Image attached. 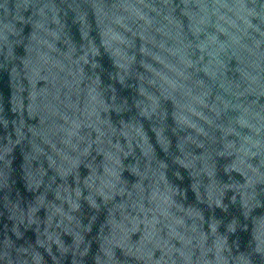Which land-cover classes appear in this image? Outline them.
<instances>
[{"label": "water", "instance_id": "1", "mask_svg": "<svg viewBox=\"0 0 264 264\" xmlns=\"http://www.w3.org/2000/svg\"><path fill=\"white\" fill-rule=\"evenodd\" d=\"M0 264H264V0H0Z\"/></svg>", "mask_w": 264, "mask_h": 264}]
</instances>
